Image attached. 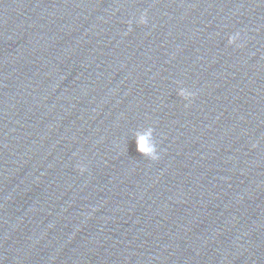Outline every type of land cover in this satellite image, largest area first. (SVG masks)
<instances>
[{"label":"water","instance_id":"obj_1","mask_svg":"<svg viewBox=\"0 0 264 264\" xmlns=\"http://www.w3.org/2000/svg\"><path fill=\"white\" fill-rule=\"evenodd\" d=\"M0 264H264V0H0Z\"/></svg>","mask_w":264,"mask_h":264},{"label":"clouds","instance_id":"obj_2","mask_svg":"<svg viewBox=\"0 0 264 264\" xmlns=\"http://www.w3.org/2000/svg\"><path fill=\"white\" fill-rule=\"evenodd\" d=\"M138 23L144 24L145 23V17L141 16ZM236 37H229L228 43L231 45L234 43ZM178 96L182 97L185 100H188L191 96V93H189L187 90L180 88L178 93ZM151 130H149L147 133L144 135L138 137L137 140V151L142 155L145 156L146 158L150 160H156L158 158L157 152H156V147L151 144ZM81 172L83 169H80Z\"/></svg>","mask_w":264,"mask_h":264}]
</instances>
